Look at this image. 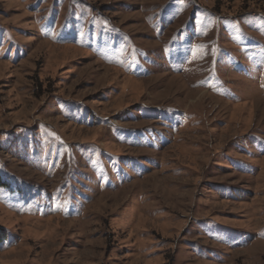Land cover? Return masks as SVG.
Listing matches in <instances>:
<instances>
[{
	"label": "rangeland",
	"instance_id": "rangeland-1",
	"mask_svg": "<svg viewBox=\"0 0 264 264\" xmlns=\"http://www.w3.org/2000/svg\"><path fill=\"white\" fill-rule=\"evenodd\" d=\"M0 264H264V0H0Z\"/></svg>",
	"mask_w": 264,
	"mask_h": 264
},
{
	"label": "trees",
	"instance_id": "trees-1",
	"mask_svg": "<svg viewBox=\"0 0 264 264\" xmlns=\"http://www.w3.org/2000/svg\"><path fill=\"white\" fill-rule=\"evenodd\" d=\"M5 238H6V233H5V231H1V230H0V243H1L3 240H5Z\"/></svg>",
	"mask_w": 264,
	"mask_h": 264
}]
</instances>
